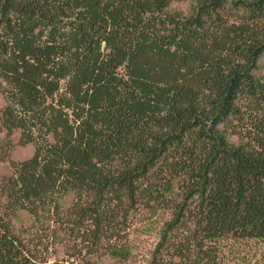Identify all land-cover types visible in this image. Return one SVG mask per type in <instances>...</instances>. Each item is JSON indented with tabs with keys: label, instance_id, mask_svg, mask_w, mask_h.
<instances>
[{
	"label": "trees",
	"instance_id": "1",
	"mask_svg": "<svg viewBox=\"0 0 264 264\" xmlns=\"http://www.w3.org/2000/svg\"><path fill=\"white\" fill-rule=\"evenodd\" d=\"M174 1L0 0V264H264V0Z\"/></svg>",
	"mask_w": 264,
	"mask_h": 264
},
{
	"label": "rangeland",
	"instance_id": "2",
	"mask_svg": "<svg viewBox=\"0 0 264 264\" xmlns=\"http://www.w3.org/2000/svg\"><path fill=\"white\" fill-rule=\"evenodd\" d=\"M193 6V2L191 0L188 1H174L170 5V10L172 11H178L183 13H188ZM257 74L264 77V54L260 57L259 63H258V70ZM4 106V99L0 92V115L1 110ZM2 127H1V121H0V134L2 135ZM19 133H15L12 137V150L10 152L9 159L5 162L0 163V179L3 176L10 175L12 172L11 168V161H21L24 159H27L32 156L34 152V147L31 144L27 145H20L19 144ZM70 203V197L66 198L63 201L64 205H68ZM31 223V218L27 213L20 212L17 215V218L15 219V225L17 227H20L22 225H29ZM153 239L148 240L149 243H153ZM242 255H244L245 258L248 260H255L259 258L260 254L264 252V244L258 241L254 240H245L241 241L239 243Z\"/></svg>",
	"mask_w": 264,
	"mask_h": 264
}]
</instances>
